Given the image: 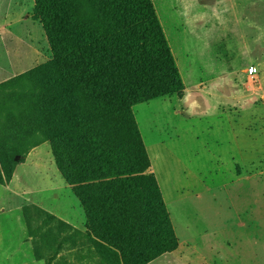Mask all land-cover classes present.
Segmentation results:
<instances>
[{
    "label": "rangeland",
    "instance_id": "rangeland-1",
    "mask_svg": "<svg viewBox=\"0 0 264 264\" xmlns=\"http://www.w3.org/2000/svg\"><path fill=\"white\" fill-rule=\"evenodd\" d=\"M150 2L184 87L131 108L142 148L157 155L177 244L152 264H264V0ZM51 60L34 0H0L1 139L33 131L29 107L46 88L36 71ZM134 132L118 144L125 164L143 166ZM35 136L0 182V264H118L92 235L49 141ZM141 184L139 211L158 208L151 180ZM68 212L84 216V229L59 217Z\"/></svg>",
    "mask_w": 264,
    "mask_h": 264
},
{
    "label": "trees",
    "instance_id": "trees-1",
    "mask_svg": "<svg viewBox=\"0 0 264 264\" xmlns=\"http://www.w3.org/2000/svg\"><path fill=\"white\" fill-rule=\"evenodd\" d=\"M34 4L52 60L36 71L44 75L46 88L42 95L35 93L29 107L33 131L16 143L0 137V182L11 176L17 157L37 146L35 135H40L49 141L63 179L74 188L92 235L114 251L118 264H148L174 251L177 244L156 179L143 176L150 161L131 115L133 106L184 91L152 3ZM16 81L24 91V78ZM130 128L143 166L125 164L118 144ZM144 179L153 183L163 208L149 205L147 212L139 211Z\"/></svg>",
    "mask_w": 264,
    "mask_h": 264
},
{
    "label": "crops",
    "instance_id": "crops-1",
    "mask_svg": "<svg viewBox=\"0 0 264 264\" xmlns=\"http://www.w3.org/2000/svg\"><path fill=\"white\" fill-rule=\"evenodd\" d=\"M146 152H147V154H148V158H149V161H150V168H149V172H150V174L156 179V182H157V184H158V187H159V189H160V192H161V184H160V174L158 173V171L156 170V168H155V165H154V160H156L157 159V155L154 153L153 154V157H155L154 158V160H152V158H151V156L149 155V152L146 150ZM161 186V187H160ZM161 196H162V193H161ZM162 199H163V197H162ZM163 201H164V199H163ZM165 203V202H164ZM65 214V217H63V216H59L61 219H63V220H65L66 222H68L69 224H71V225H73V227L74 228H76L77 230H82V229H84L83 228V222L85 221V219H84V216L82 217L81 215H79L78 214V216H74V215H71V213H64ZM161 258V256L160 257H158L157 259H155V260H159ZM154 260V261H155ZM154 261H152V262H150V263H148V264H152Z\"/></svg>",
    "mask_w": 264,
    "mask_h": 264
}]
</instances>
